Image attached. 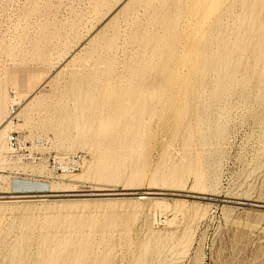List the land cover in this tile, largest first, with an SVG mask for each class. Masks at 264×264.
Returning a JSON list of instances; mask_svg holds the SVG:
<instances>
[{"label":"rangeland","instance_id":"obj_1","mask_svg":"<svg viewBox=\"0 0 264 264\" xmlns=\"http://www.w3.org/2000/svg\"><path fill=\"white\" fill-rule=\"evenodd\" d=\"M177 1L133 0L122 12L128 0H0V103L16 110L0 123L13 122L8 155L28 163L20 169L0 164V190L4 177L23 173L55 182L59 194L145 193L154 186L173 194L40 198L29 214L0 206V264H264V77H250L247 92L235 80L211 106L208 118L223 131L219 141L187 140L183 124L192 123L194 113L185 123L179 115L186 97L197 103L201 94L192 47L204 42L218 60L221 37L243 32L235 23L241 7L223 0L204 16L198 0H180L175 9ZM219 15L230 29H212ZM173 23L178 35L169 32ZM257 30L264 32V17ZM164 35L169 38L161 43ZM210 68L202 75L211 83L217 74ZM134 75L156 109L143 117L146 136L139 145L131 135L98 133L101 117L123 111L109 95L122 96ZM91 79L100 118L89 121L94 128L87 144L72 149L74 127L56 126L62 124L57 116L73 106L74 86L82 81L87 87ZM98 160L118 178L94 176ZM183 166L193 168L179 184L172 174ZM198 172L207 194L197 192ZM153 176L169 181L155 185ZM45 234L50 241L42 246ZM73 242L78 246L59 260L52 256L57 244Z\"/></svg>","mask_w":264,"mask_h":264},{"label":"bare ground","instance_id":"obj_2","mask_svg":"<svg viewBox=\"0 0 264 264\" xmlns=\"http://www.w3.org/2000/svg\"><path fill=\"white\" fill-rule=\"evenodd\" d=\"M132 1L133 0H128V2H126L121 8V11H125ZM222 1L223 0H198V12L202 9L204 10L203 15L207 16V14L217 11L220 8ZM236 3L241 7L242 12L236 17L235 23L243 32L241 35L237 36H231L228 34L221 37L223 51L222 54L219 55V59L215 60V62L214 60H211V56H214V54H210L208 46L204 42L200 44L197 43L198 45L192 47L198 51L197 62H195V75L198 76L196 83L199 86L201 94L195 96L196 100H199L197 103H195L193 99H187L188 97L185 99L184 97L183 99L185 100L181 104L182 107L179 110V115L180 117L184 118V123L186 121V117L189 114H192V112L194 113V117L191 120L192 123L188 121V119V123L186 121V124H183L184 127L186 126L185 134L187 140L197 137L202 142H204V144H207V142H210L211 140H221L223 136L221 125L218 121H211L208 118V111L211 106L214 103L221 101L223 95L230 90L235 80H237L240 84L241 90L247 92L249 88L250 77H264V32L262 33L257 30L259 21L264 17V0H237ZM180 4L181 2L178 0L175 9H179ZM222 28H229V26L226 23V19L222 15H219L216 18L212 29L219 30ZM169 32H176L175 35H178L177 25L175 23L170 26ZM99 34L100 31L88 41L91 42L95 40L98 38L97 36ZM168 38L169 37L167 35H164L161 38V43L166 42ZM113 42L114 38L109 39L106 42L107 46H112ZM167 45L170 48L169 55L173 54L175 43L170 41L167 42ZM232 52H236V54H233ZM246 55H250V59L245 60ZM214 57L216 59L217 56L215 55ZM209 65H211L210 71L217 74V79L211 83L207 81L206 77L202 75L208 70ZM129 80V84L125 88L124 94H122V96H115L113 93L109 95L110 97L117 98L114 105L115 107H122L123 111L120 112V115H115L114 117L109 116L106 118H100L97 115L98 109L94 106L96 101L95 90L97 86L95 85L93 79L88 81L87 87H85V83L82 81L74 86V104L71 108L68 106L66 109H64L65 112L63 111L61 114H59V116H57V119H61L62 124H55L56 126L66 128L67 131L70 130L71 126L74 127L73 129L75 130L76 136L71 138V140H73L71 143L72 149L87 144V138L89 135L93 134L94 128V126L89 125V121L97 120L99 118L102 120V122H99V135L111 133L120 136L131 135L130 138L134 145H139L142 143L143 138L146 136V132H144V126L142 124L144 119L143 117L145 115H153L156 109L153 108L152 103L149 102V100H144L146 95L143 93V85L139 86L137 83L141 80V77L139 75H134L133 77L129 78ZM203 92L207 93L208 95L202 94ZM27 96L25 99L28 98ZM13 97L16 98L17 95H14ZM260 99L263 100L264 96H260ZM23 100L24 98H21L18 104H20ZM15 112L16 110H12L10 112V109L8 110L5 102L0 103V120L4 118V113L10 114ZM116 118H118V121H116ZM123 118L126 119L123 120ZM125 120H127L126 125L123 124ZM193 120L195 121V124H193ZM12 124V120L8 121V119L3 120L0 123V164H3L4 167L9 166L16 169L26 168L28 163H25V160L22 157H18L17 160H14L8 155L10 148L8 149L5 139L8 136L7 132ZM50 127L55 128V126ZM19 163L23 165L14 166V164ZM103 166V160H98L97 164L93 167L94 172H92L94 173V176L99 178L107 177L109 179L118 178L119 175H117V172L110 171L107 168L102 169ZM106 166L107 165H105V167ZM189 168L193 167L183 166L182 168L178 169V173L176 171L175 174H172L173 180L180 184L183 176H185V173L188 172ZM39 170L40 172H43L42 169ZM17 174L20 175L4 177L7 186L1 187L0 206L9 209L15 208V210H21L26 214L34 211V203L40 198L124 195L122 192H116L136 190L134 188H110L103 191H112L113 193L107 192L87 195L59 194V191L56 189L57 184L55 182L44 180L31 174H28L25 177L22 176L23 173ZM152 181L153 184L159 185V183H167L169 178L166 176H153ZM195 185L198 187L197 189L200 190L197 191L199 194H207L206 192L208 185L205 182V177L199 172L195 176ZM168 191H170V189L154 186L150 191H147L148 193L145 192L134 194L140 195L137 199L144 200L149 199L148 196L150 195H173ZM188 192L192 193V191ZM7 194L18 197H4ZM186 197H189V195H186ZM9 199H15L16 201H9ZM160 206L161 213L165 215L167 204L162 203ZM42 239V246L50 241L48 234H45ZM70 246H78V242H73L71 244H57L53 250L52 256L59 260L61 256H63V253ZM79 246H82V243L79 244ZM56 248L57 250H55Z\"/></svg>","mask_w":264,"mask_h":264},{"label":"built area","instance_id":"obj_3","mask_svg":"<svg viewBox=\"0 0 264 264\" xmlns=\"http://www.w3.org/2000/svg\"><path fill=\"white\" fill-rule=\"evenodd\" d=\"M17 144H18V139L16 136H11L9 138V145L11 147V149H16L17 148ZM66 170H68L69 167H71L70 165H66Z\"/></svg>","mask_w":264,"mask_h":264},{"label":"water","instance_id":"obj_4","mask_svg":"<svg viewBox=\"0 0 264 264\" xmlns=\"http://www.w3.org/2000/svg\"><path fill=\"white\" fill-rule=\"evenodd\" d=\"M146 193H148V192H146ZM122 194H124V195H122V196H134V195H136V194H134V192H122ZM151 196V195H150ZM4 197H18V196H14V195H6V196H4Z\"/></svg>","mask_w":264,"mask_h":264}]
</instances>
